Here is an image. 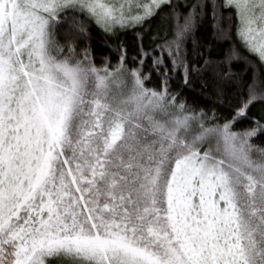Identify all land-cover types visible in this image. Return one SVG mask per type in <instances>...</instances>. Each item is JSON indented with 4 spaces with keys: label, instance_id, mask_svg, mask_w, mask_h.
<instances>
[{
    "label": "snow or ice",
    "instance_id": "1",
    "mask_svg": "<svg viewBox=\"0 0 264 264\" xmlns=\"http://www.w3.org/2000/svg\"><path fill=\"white\" fill-rule=\"evenodd\" d=\"M0 264H264V0H0Z\"/></svg>",
    "mask_w": 264,
    "mask_h": 264
},
{
    "label": "trees",
    "instance_id": "2",
    "mask_svg": "<svg viewBox=\"0 0 264 264\" xmlns=\"http://www.w3.org/2000/svg\"><path fill=\"white\" fill-rule=\"evenodd\" d=\"M136 31H139V30L138 29L137 30H126V31L120 32L119 34L120 39H122L125 42V44L130 49L133 50L131 53L133 55L135 54V48H136V43H137L136 35H135ZM166 32L170 33V28L167 25L161 23L159 19L154 20L150 25H146L145 34L143 36V43L145 47L152 46L155 43V41L152 39L154 36H157L158 34L160 38H163ZM91 36H92L91 45L94 51L96 53L107 54L112 57L113 61H115L116 54L114 52H111L108 48H106L104 46V42L107 39L109 43L115 44L116 41L112 37H105V35L98 28H95V27L91 29ZM199 39L203 43H208L211 40L210 32L204 33L203 35L199 37ZM235 39L237 42H239V37H236ZM226 48H227V44L225 42L214 43L213 48H212V56L213 57L221 56L224 53ZM234 67L240 68L242 67V65L237 64ZM148 86L156 87L158 86V81L153 80V82L149 84ZM196 87H198V85ZM184 96L187 98L189 103L194 104V103L199 102L201 105L207 103L205 99H203L202 97L197 95L195 92L190 91V90H185ZM253 112L258 115L259 109L258 108L253 109Z\"/></svg>",
    "mask_w": 264,
    "mask_h": 264
}]
</instances>
